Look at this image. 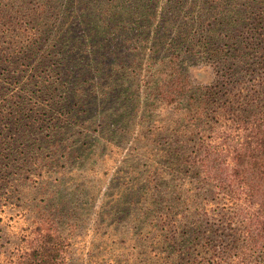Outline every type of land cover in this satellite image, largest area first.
<instances>
[{
	"label": "trees",
	"instance_id": "16d2710c",
	"mask_svg": "<svg viewBox=\"0 0 264 264\" xmlns=\"http://www.w3.org/2000/svg\"><path fill=\"white\" fill-rule=\"evenodd\" d=\"M0 32L14 52L38 58L31 67L34 86L25 90L33 102H46L38 116H52L54 109L60 116H117L113 105L126 116L136 105L143 112V96L150 104L145 114L154 116L158 108L175 116L177 128L183 122L196 126L189 151L177 147L176 130L165 124L145 137L163 139L167 147L155 155L175 170L194 169L226 192L225 229L236 244L225 256L214 250L209 264H264V99L258 100L264 88V0H0ZM200 69L210 70L208 83L196 82L193 70ZM215 86L239 89V116H208L210 104L223 96L213 95ZM32 108L19 107L14 116H35ZM54 120H39L49 131L39 146L45 151L56 148L86 161L102 138L111 142L102 129L78 138ZM35 154L24 162L34 163ZM144 155L154 159V153ZM45 212L35 210L19 242L2 250L0 264H68L76 234L58 231ZM168 219L162 211L154 228ZM180 225L163 227V239L187 233Z\"/></svg>",
	"mask_w": 264,
	"mask_h": 264
},
{
	"label": "rangeland",
	"instance_id": "374dc122",
	"mask_svg": "<svg viewBox=\"0 0 264 264\" xmlns=\"http://www.w3.org/2000/svg\"><path fill=\"white\" fill-rule=\"evenodd\" d=\"M1 35L0 259L4 248L19 242V234L34 220L38 208L55 219L58 231L75 232L68 264H209L215 251L222 256L228 253L236 243L225 229L230 211L226 192L200 179L194 169L175 170L165 158L155 155L167 147L163 139L156 142L145 137L165 124L176 130L177 147L189 151L196 142V126L183 122L177 128L172 123L175 116L158 108L151 112L154 116H147L149 103L142 95L143 112L136 105L133 114L126 116L118 115V105L112 110L117 116H60L55 109L52 116H38L47 109L46 102L42 98L33 102L25 96V90L34 86L31 67L38 58L24 51L17 54ZM193 72L200 84L212 79L208 69ZM215 88L213 95L223 96L213 100L208 116H239V89ZM262 91L259 101L264 99V88ZM7 101L21 102L19 107L28 110L32 106L38 114L23 116L19 112L14 116L20 109L15 105L8 108ZM43 118H55L54 122L78 138L85 133L95 136L102 129L112 143L108 145L102 138L86 161L72 160L67 151L56 148L45 151L39 147L49 132L39 121ZM35 151L34 163L24 162ZM146 151L150 156L154 153L153 160H146ZM162 211H167L169 219L155 229L153 224ZM175 224H181L187 233L173 241L163 239L164 228L175 230Z\"/></svg>",
	"mask_w": 264,
	"mask_h": 264
}]
</instances>
